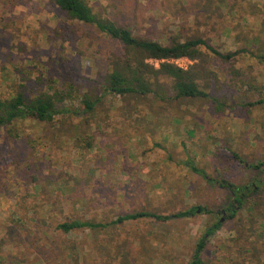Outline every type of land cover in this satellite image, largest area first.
<instances>
[{
  "label": "rangeland",
  "instance_id": "1",
  "mask_svg": "<svg viewBox=\"0 0 264 264\" xmlns=\"http://www.w3.org/2000/svg\"><path fill=\"white\" fill-rule=\"evenodd\" d=\"M85 1L163 44L200 36L220 51L264 53V0ZM116 47L53 0H0V94L59 91L67 96L57 106L69 109L50 122L0 127V264H190L196 241L218 221L205 264H264V217L246 210L264 213V173L249 167L264 161V104H246L258 97L250 87L264 85V61L249 53L225 61L203 49L213 72L203 81L208 97L175 99L169 87L163 98L121 97L104 89ZM86 96L99 98L88 113ZM223 178L243 189L233 217L220 213L233 199ZM189 207L200 208L166 221L56 229L76 218L109 223Z\"/></svg>",
  "mask_w": 264,
  "mask_h": 264
},
{
  "label": "trees",
  "instance_id": "2",
  "mask_svg": "<svg viewBox=\"0 0 264 264\" xmlns=\"http://www.w3.org/2000/svg\"><path fill=\"white\" fill-rule=\"evenodd\" d=\"M53 1L69 19L91 25L117 43V50L111 51L107 57L104 89L105 92L110 94L121 97L152 94L158 98H163L164 95H167L169 87L175 99L208 97V93L203 87V81H205L204 86H207V81L213 72L205 59L206 53L203 49L225 61L234 59L239 53H249L258 60L264 61V53L261 51L241 48L224 52L215 48L200 36L188 37L184 40L179 37H171L167 44H163L154 38L139 36L133 33L128 25H119L116 21L106 17L104 13L95 12L85 0ZM109 4H111V1ZM134 13L136 14L137 11ZM178 58H187L192 64L188 65L187 68L179 67L172 61ZM149 60H157V65L150 63ZM250 88L258 90V97L255 101L246 104L263 105L264 85H256L255 83ZM66 96V94L59 91L51 93L39 90L34 92V95L27 100L21 87L11 95L0 94V127L8 126L15 120L27 117L50 122L56 114L69 111L66 107L59 108L57 106L58 102L63 101ZM98 101L99 98L84 97L82 99L84 112H92ZM232 154L233 157L239 159L236 153L233 152ZM187 164L193 172L201 175L205 180H209L204 170L189 161ZM249 167L264 173V161L249 164ZM262 183H264V180ZM219 184L222 188L233 193L232 203L235 200L238 208H241L242 194L238 192V187L224 178L219 181ZM251 192H257L253 184L251 185ZM196 208L200 207H189L186 210L170 214L148 210L135 211L120 214L109 223L76 218L57 223L56 229L68 233L74 229H96L106 227L107 224H120L142 218L166 221L171 218L189 216L195 212ZM246 210L251 215L257 216L258 214V217H264V213L256 211L253 204H250ZM235 212L236 209L234 208V211L230 212V216L233 217ZM220 226V221L209 226L196 241L190 264H205L203 252L209 241V236Z\"/></svg>",
  "mask_w": 264,
  "mask_h": 264
},
{
  "label": "flooded vegetation",
  "instance_id": "3",
  "mask_svg": "<svg viewBox=\"0 0 264 264\" xmlns=\"http://www.w3.org/2000/svg\"><path fill=\"white\" fill-rule=\"evenodd\" d=\"M246 188V187H245ZM243 189L242 188H240V189H238V192H241ZM233 194V193H232ZM235 204H236V201L234 200L233 201V203L228 207V208H225V209H222L221 211H220V213L221 214H223V215H226L227 214V211H229V212H231V211H234V206H235ZM237 205V204H236Z\"/></svg>",
  "mask_w": 264,
  "mask_h": 264
},
{
  "label": "built area",
  "instance_id": "4",
  "mask_svg": "<svg viewBox=\"0 0 264 264\" xmlns=\"http://www.w3.org/2000/svg\"><path fill=\"white\" fill-rule=\"evenodd\" d=\"M183 58H178V59H174V60H172L175 64H177L179 67H182V68H185L184 66H182L181 64H180V60H182ZM184 59H187V58H184ZM154 61V62H153ZM149 62L150 63H153V64H155V65H157V60H149Z\"/></svg>",
  "mask_w": 264,
  "mask_h": 264
},
{
  "label": "water",
  "instance_id": "5",
  "mask_svg": "<svg viewBox=\"0 0 264 264\" xmlns=\"http://www.w3.org/2000/svg\"><path fill=\"white\" fill-rule=\"evenodd\" d=\"M220 220L222 221L223 219L221 218Z\"/></svg>",
  "mask_w": 264,
  "mask_h": 264
}]
</instances>
